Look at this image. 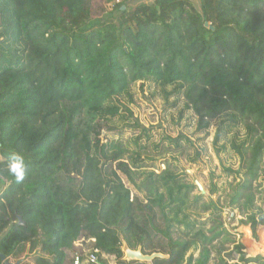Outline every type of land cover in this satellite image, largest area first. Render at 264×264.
Returning <instances> with one entry per match:
<instances>
[{
	"label": "trees",
	"instance_id": "trees-1",
	"mask_svg": "<svg viewBox=\"0 0 264 264\" xmlns=\"http://www.w3.org/2000/svg\"><path fill=\"white\" fill-rule=\"evenodd\" d=\"M124 4L115 5L117 15L94 18L91 0H0V252L11 262L20 246L36 241L50 255L41 264H67V251L86 233L103 264L110 255L143 264L124 260V241L169 255L149 264H209L222 237L214 264H241L221 254L236 240L218 217L210 235L192 218L190 209L204 200L191 196L195 184L170 165L142 172L138 183L141 154L129 157L131 165L121 141L101 143L100 136L121 114L120 99L133 100L137 81L174 86L171 93L184 94L202 127L221 117L216 142L244 126L247 137L231 141L245 170L231 204L248 213L256 239L264 224L254 187L264 164V0H154L126 10ZM13 152L25 159L22 183L8 173ZM118 170L144 199L131 198ZM203 206L219 209L214 201ZM254 245L264 251V242ZM199 246L198 257L187 256ZM239 249L245 262L264 264L243 243Z\"/></svg>",
	"mask_w": 264,
	"mask_h": 264
},
{
	"label": "rangeland",
	"instance_id": "rangeland-1",
	"mask_svg": "<svg viewBox=\"0 0 264 264\" xmlns=\"http://www.w3.org/2000/svg\"><path fill=\"white\" fill-rule=\"evenodd\" d=\"M78 0H72L76 3ZM125 1V10L134 8L141 2L151 3L154 0H91V13L94 18L105 16L114 12L116 4ZM199 4V0H193ZM116 15L117 12H114ZM174 86L163 87L151 81H137L131 84V93L133 100L128 96L120 99L122 111L120 115L115 116L111 121L104 125L101 134V143L121 141L128 148L129 152L124 156V160L131 164V155L141 154L139 168L136 180L139 183L143 178L142 172L156 171L161 172L168 165L187 183L195 184L191 196L203 194L197 185L200 183L206 193L203 194V202L214 201L218 205V210L211 207L204 211L203 202H200L197 209L191 208L192 218H197L200 223H206L205 229L213 225L212 218L218 217L223 222V227L227 229L235 243L227 242L224 244L222 255L231 253L229 263L240 262L241 264H259L257 262L244 261L242 251H239V233L235 229L239 228L243 222L246 224L248 213L242 211L237 204H231V195L236 184L245 178L242 160L236 150L233 149L231 141L234 138L239 140L247 137V129L244 126H238L229 129L224 133L218 142L215 141L217 131L222 120L221 117L209 119L207 127L201 126V117L192 107H187L188 100L183 93H171ZM171 93L168 94L167 93ZM120 103V104H121ZM128 109V110H126ZM179 139V143L171 141ZM132 165V164H131ZM116 168V163L113 165ZM234 170L241 168V172H229L227 168ZM135 169V168H134ZM125 184L131 189V198L136 196L144 199L145 193L140 192L127 175L118 170ZM256 192V205L264 210V164L260 176L254 182ZM215 189V192L212 190ZM259 216V215H258ZM250 226V224H246ZM261 224L256 227V234ZM244 230L241 236V243L245 246V253L252 256L249 247L243 241ZM263 232H260L261 241ZM176 234V233H175ZM210 235V233H208ZM262 236V237H261ZM219 237L213 242L211 247L212 258L209 264H214L218 260V250L223 241ZM252 251H255L254 242L246 239ZM259 240V241H258ZM78 242H82L85 247L92 243L86 233L82 234L74 243V246L67 251L66 263L71 264L72 255L78 247ZM201 247L197 250H191L187 256L194 252L198 257ZM50 258L40 249L39 242L32 241L20 246L17 252L11 257L12 263L18 264H41ZM108 264H121L114 256H107ZM126 261V260H125ZM2 262V260H1ZM131 262V261H127ZM149 264L147 262H141ZM3 264V263H2ZM186 264V262L184 263Z\"/></svg>",
	"mask_w": 264,
	"mask_h": 264
},
{
	"label": "water",
	"instance_id": "water-1",
	"mask_svg": "<svg viewBox=\"0 0 264 264\" xmlns=\"http://www.w3.org/2000/svg\"><path fill=\"white\" fill-rule=\"evenodd\" d=\"M126 7L125 6H122V9H125ZM206 26H209V23L206 22L205 23ZM210 28H214L212 25L209 26ZM1 177V175H0ZM199 186V189L201 190V192L204 194L206 193V190L204 189V187L198 183L197 184ZM20 223H23L22 222V218L20 217ZM246 226V224H241V226L239 228H236L235 231L236 233H239L241 234L243 232V227ZM122 251L124 253V260L126 261H138V262H147V263H151L153 262L156 258H162L164 259L165 256L168 258L169 255L168 254H165V253H162V252H154V253H151V254H146L143 252L142 250V247L139 246L138 248L134 249V248H131L128 243L126 241H124L123 243V247H122ZM0 257H1V260L3 261L4 264H14L12 262H10L6 255L2 254L0 252Z\"/></svg>",
	"mask_w": 264,
	"mask_h": 264
},
{
	"label": "built area",
	"instance_id": "built-area-1",
	"mask_svg": "<svg viewBox=\"0 0 264 264\" xmlns=\"http://www.w3.org/2000/svg\"><path fill=\"white\" fill-rule=\"evenodd\" d=\"M89 238L91 242H95L96 240L95 238ZM76 244L78 248L71 253V264H103L100 259L99 249L90 246L85 247L82 242Z\"/></svg>",
	"mask_w": 264,
	"mask_h": 264
},
{
	"label": "clouds",
	"instance_id": "clouds-1",
	"mask_svg": "<svg viewBox=\"0 0 264 264\" xmlns=\"http://www.w3.org/2000/svg\"><path fill=\"white\" fill-rule=\"evenodd\" d=\"M8 173L11 177L15 178L16 183H22L26 175V163L24 157L16 152L9 156L7 164ZM165 258H167L165 256Z\"/></svg>",
	"mask_w": 264,
	"mask_h": 264
},
{
	"label": "crops",
	"instance_id": "crops-1",
	"mask_svg": "<svg viewBox=\"0 0 264 264\" xmlns=\"http://www.w3.org/2000/svg\"><path fill=\"white\" fill-rule=\"evenodd\" d=\"M244 230H247V233H244V236H243V241H245L246 242V244H247V246L249 247V252L250 253H252V250H251V247L249 246V244L247 243V238H248V234H249V237L253 240V241H255V239L253 238V230H252V228H251V226H244L243 227V231ZM264 231V224H261L260 226H259V228H258V233H257V235H258V239H260V232H263ZM243 233V232H242ZM242 233H241V236H242ZM240 235V234H239ZM241 236H240V240H239V245H240V243H241ZM262 237V236H261ZM259 241V240H258ZM262 242H264V235H263V237L261 238V241H259L258 242V244L260 243H262ZM239 247V246H238ZM239 249V248H238ZM239 251H240V249H239ZM257 254H260V255H257ZM255 255H257V256H261V257H263L264 258V251H255ZM254 255V256H255ZM256 256V257H257ZM251 258H255V257H251ZM250 259V258H249Z\"/></svg>",
	"mask_w": 264,
	"mask_h": 264
},
{
	"label": "bare ground",
	"instance_id": "bare-ground-1",
	"mask_svg": "<svg viewBox=\"0 0 264 264\" xmlns=\"http://www.w3.org/2000/svg\"><path fill=\"white\" fill-rule=\"evenodd\" d=\"M250 256V255H249ZM252 256H254V255H252Z\"/></svg>",
	"mask_w": 264,
	"mask_h": 264
},
{
	"label": "flooded vegetation",
	"instance_id": "flooded-vegetation-1",
	"mask_svg": "<svg viewBox=\"0 0 264 264\" xmlns=\"http://www.w3.org/2000/svg\"><path fill=\"white\" fill-rule=\"evenodd\" d=\"M4 264V263H3Z\"/></svg>",
	"mask_w": 264,
	"mask_h": 264
}]
</instances>
